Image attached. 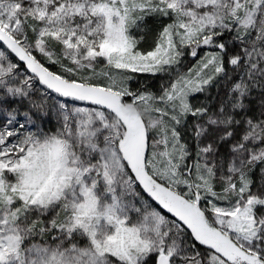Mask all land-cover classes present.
I'll return each instance as SVG.
<instances>
[{"label": "snow or ice", "instance_id": "snow-or-ice-1", "mask_svg": "<svg viewBox=\"0 0 264 264\" xmlns=\"http://www.w3.org/2000/svg\"><path fill=\"white\" fill-rule=\"evenodd\" d=\"M0 264H264V0H0Z\"/></svg>", "mask_w": 264, "mask_h": 264}]
</instances>
